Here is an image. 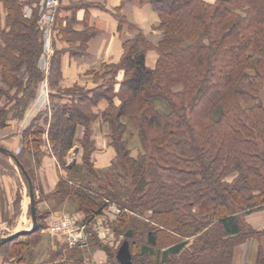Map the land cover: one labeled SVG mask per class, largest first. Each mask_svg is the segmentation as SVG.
Instances as JSON below:
<instances>
[{
	"label": "trees",
	"instance_id": "1",
	"mask_svg": "<svg viewBox=\"0 0 264 264\" xmlns=\"http://www.w3.org/2000/svg\"><path fill=\"white\" fill-rule=\"evenodd\" d=\"M132 1L157 13L158 44L138 30L123 43L118 63L103 65V74L92 73L96 82L102 80L97 87L50 94L49 108L23 132L20 157L28 151L38 156L52 143L68 175L55 195L59 203L68 199L77 205L90 246L96 241L94 219L116 203V232L133 233L126 237L132 264H235L236 247L252 235L243 217L264 210V0ZM0 2L5 9L0 15L1 130L11 119H22L46 76L36 1ZM59 13L54 39L72 56L85 54L96 30L77 31L74 14L64 19ZM118 20L121 31L126 20ZM150 50L158 53L153 69L146 64ZM62 55L57 50L48 64L51 89L63 78ZM102 101L106 108L96 111ZM97 120L109 128L110 146L125 173L129 190L123 197L111 171L106 180L95 174L91 124ZM78 127L84 128L82 161L68 164ZM134 137L141 143L138 157L129 149L127 138ZM89 177L98 180V191L89 186L93 182L83 183ZM39 203L36 199L38 221H45L49 215L41 217ZM49 225L39 223L38 231H49ZM137 237L143 245L135 255ZM27 248L9 242L0 246V255L4 262L17 257L20 263ZM117 251L113 264H120ZM256 264H264L263 249Z\"/></svg>",
	"mask_w": 264,
	"mask_h": 264
},
{
	"label": "rangeland",
	"instance_id": "2",
	"mask_svg": "<svg viewBox=\"0 0 264 264\" xmlns=\"http://www.w3.org/2000/svg\"><path fill=\"white\" fill-rule=\"evenodd\" d=\"M36 1V0H35ZM63 1V0H62ZM136 2V1H134ZM138 3V2H137ZM62 5V4H61ZM37 6V5H36ZM63 6V5H62ZM150 6V5H149ZM37 8V15H38V22L37 25L39 24V8ZM61 9V6H60ZM59 11L57 12H60ZM154 11V10H153ZM155 12V11H154ZM156 13V12H155ZM58 14V13H57ZM56 14V15H57ZM60 14V13H59ZM157 14V13H156ZM56 15H55V22L54 24L57 25L56 21ZM114 15L119 19L120 17H123L118 13V11H115ZM159 18V17H158ZM158 25L152 27V33H150L149 36H146L149 40L151 39H161L162 33L156 29ZM56 27H52L51 30V39H50V45L48 49L45 48L44 44V30H40V34L42 37V43H43V51H42V58L43 61L41 60V66H42V71H44V74L46 76L45 81L40 85V88L44 86L45 84L49 86V81L47 79V76L49 75L48 71V64H50L51 58L57 51L56 45L58 43L63 44L60 42L58 39H54L56 37ZM123 28V27H122ZM138 33V32H137ZM137 35V34H136ZM64 45V44H63ZM154 51L156 55L158 56V53L155 50H150L149 52ZM46 52V53H45ZM148 52V53H149ZM45 55V57H43ZM49 61V62H48ZM47 62V64H46ZM47 65V66H46ZM153 69V68H151ZM39 88L38 94L31 99L26 107V112L24 113L22 119L20 121H23L28 118L26 115L27 113L29 115V119H32V109L35 107V105H40V107L44 106V102L48 96L46 95V92L41 91ZM80 88V87H78ZM85 89V88H83ZM30 106V107H29ZM27 116V117H26ZM3 130V129H1ZM129 137V134H128ZM130 140L129 143V149L131 151L132 157H138L141 152V143L139 138L134 137V138H127ZM44 150V149H43ZM42 150V154L34 155L33 151H28L23 153L20 157V153L22 151L21 149H16L18 157L22 165L25 167L27 173L32 179L34 186V192H35V200L43 202L44 200L48 202L49 208L39 210L38 213L41 214V217L44 218L47 215L48 218L47 220H39L38 224L41 223V225H45L47 227L48 222L51 221V218L53 217L54 214L56 213H65V214H71V215H81L80 212L76 211L77 210V205L68 199H66L64 202L59 203L58 198L60 196H56L55 193L60 190V182L61 180H67L68 175L67 173L63 170L62 166L58 164L57 158L54 156L52 153V143H48L46 146L47 154ZM49 154V155H48ZM45 157H49L50 160L56 161L55 167H56V178H57V185L54 189V191L47 195V196H42L41 194L37 193V187L40 186L41 184V178H40V166L42 164V161ZM69 155L67 157V162H68ZM95 159H97V162L99 163H94V170L95 174L98 176V178H103L106 180L105 173L108 171H111L109 173L111 178H113L115 183V187L117 189V194H119L121 197L124 196L129 190L128 187V182L125 179L124 172L122 169H119V163L118 159L114 157L111 161H109L104 168L103 166L105 165V162L99 161L101 159L100 156H96ZM12 163L14 169L10 166L9 162L6 160L5 156L0 153V196L2 199V205L4 207L3 211V217H2V223H0V235H13L19 231L27 230L31 228L32 226V220H31V212H30V199H29V194H28V184L26 179L24 178L23 174L21 171L17 168L13 160L10 161ZM53 163V162H52ZM71 163V162H69ZM68 163V164H69ZM17 175H19V178H17ZM19 179V180H18ZM23 185L21 184V181ZM4 181H7V193H10L11 200L8 202L5 192V189H2V184L4 185ZM88 181L93 182V184H89V186L96 191H98V180L96 178H88L85 180L83 183L85 185H88ZM73 182L70 181L69 184L71 185ZM36 187V191H35ZM89 187V188H90ZM60 195V194H58ZM47 197L50 198V200H47ZM58 202V203H57ZM24 203V206H22ZM24 207V208H23ZM109 207H115L118 209L116 203H111ZM108 207V208H109ZM119 210V209H118ZM120 211V210H119ZM200 211V208H199ZM261 212H264V210L254 212L252 214H249L245 217H243V222L244 225L246 226L247 230L252 231V235H249L245 239H243L240 244L235 249V253L238 252L237 256V261L240 263L241 260L239 258L240 252L245 249V252L248 253L250 252V246L251 244H256V241L259 240L262 245L259 246V249H263L264 251V230L263 231H258L256 229V226L258 224V220L253 219L252 215H257ZM105 213V212H104ZM104 213L102 215H104ZM118 216L115 217H109L105 216L104 222L114 228L115 230V224H116V219ZM49 219V220H48ZM142 222H145V220H141ZM254 226V227H253ZM49 234H45V233ZM95 236V240L93 241V245H89L88 247H82V248H69L67 245V242L63 238H59L58 236H54L51 234L46 228L43 229L42 231H37L33 234L30 235H25V236H19L16 238L15 242H23L28 245V248L22 251V257L21 261H19L16 258H10L7 260V262H4L2 255H0V258H2V264H113V259L111 258V255L116 251V248L119 249L126 243L128 244L129 251H130V241L124 237V235L119 234L115 230V236L111 240L107 241H102L100 240L96 233L92 231ZM136 246L135 250L133 251V254H137L139 252L140 247L143 245V239L140 237H137L136 239ZM12 241V242H13ZM131 242V246H132ZM166 244V243H165ZM162 246L163 243H161ZM133 250V248H132ZM117 251V253H118ZM117 253H116V261H117ZM247 258V257H246ZM152 262L153 260L150 259ZM235 263V262H234ZM237 264V263H235ZM241 264V263H240ZM245 264H248L247 261H245ZM256 264V263H255Z\"/></svg>",
	"mask_w": 264,
	"mask_h": 264
},
{
	"label": "crops",
	"instance_id": "3",
	"mask_svg": "<svg viewBox=\"0 0 264 264\" xmlns=\"http://www.w3.org/2000/svg\"><path fill=\"white\" fill-rule=\"evenodd\" d=\"M62 5L60 9V17L65 19V17L73 13L76 18L74 29L77 31H84L86 28H93L97 32L96 36L90 40L88 43L87 52L83 55L72 56L67 51L65 44L63 45L58 43L56 45L57 50L63 51L61 59L63 78L59 87L56 89H51L47 84L42 86L40 90L46 92L48 98H46L43 107H40V105H35V107L31 108L32 119H29L30 114L27 113V119L23 121L11 119L9 126L3 130H0V147L5 148L12 153H17L16 149H21L23 144L22 135L30 122L38 114L49 108L50 94L58 95L75 87L85 89H93L97 87L102 83V80L100 79L98 82H96L92 73L99 71L101 74H103V65L118 63L123 54V43L127 40L133 39L136 36L138 30H141L146 36H149L150 33H152V27L159 24L158 15L149 5H141L140 3L134 2L132 0H63ZM115 11H118V13L126 20V24L123 26L121 31L119 30V20L114 15ZM0 15H5V9L1 2ZM131 26H134L135 28H131ZM150 41L156 46L160 40L150 38ZM157 58L158 56L154 51L149 52L146 59L147 66L149 68H154ZM121 78L122 73L118 75V80ZM106 106L107 103L102 101L96 108V111H102L106 108ZM91 130L93 132L95 144V152L92 155V161H94V163H99L95 157L100 156L101 159H99V161L104 160L103 162H105V165L103 166L104 168L107 164H109V161L116 157L114 149L110 146V130L107 125L103 124L100 120H97L91 124ZM83 136L84 128L78 127L75 136L76 145L69 153L68 163H80L82 161L83 150L79 144V141L83 138ZM43 151L46 152V154L48 153L46 148ZM5 158L9 162L10 166L14 169L12 163H10L12 159L7 156H5ZM55 163L56 161H51L49 157H45L40 166L41 184L40 186L36 187L37 193L41 194L43 197L51 194L58 183L55 176ZM17 178H19V175H17ZM6 184L7 181H4V185L2 184L1 186L2 189H5L4 192L6 198L8 199L7 201L9 202L11 200V196L10 193H7L6 191ZM21 184L23 185L22 181ZM22 204V206H24V203ZM3 205L0 196V223L3 221ZM46 208H49L47 201L44 200L43 202L39 203V210ZM252 216L253 219L257 218L256 220H258L256 229L258 231H263L264 212ZM45 234L49 233L46 232ZM260 245L262 244L259 242V240L256 241V244H251L248 255L245 252V249L242 250L239 256L241 260L240 263L245 264V261H247L248 264H255ZM237 256L238 252L235 253L234 262L240 264L237 261ZM2 262V258H0V264H2Z\"/></svg>",
	"mask_w": 264,
	"mask_h": 264
},
{
	"label": "built area",
	"instance_id": "4",
	"mask_svg": "<svg viewBox=\"0 0 264 264\" xmlns=\"http://www.w3.org/2000/svg\"><path fill=\"white\" fill-rule=\"evenodd\" d=\"M62 0H36L39 11V29L44 30L45 48L48 49L51 39V30L55 26V15L58 13ZM36 6V7H37ZM25 16L30 18L32 10L26 7ZM46 53V52H45ZM45 57V55H43ZM44 59V58H43ZM43 59H41L43 61ZM30 107V106H29ZM120 211L115 207H109L104 215L98 216L91 224V229L102 241L111 240L115 236V230L104 222L105 216L115 217ZM83 216L58 213L53 215L49 225V232L54 236L63 238L69 248H82L90 245V234L87 225L82 222Z\"/></svg>",
	"mask_w": 264,
	"mask_h": 264
},
{
	"label": "water",
	"instance_id": "5",
	"mask_svg": "<svg viewBox=\"0 0 264 264\" xmlns=\"http://www.w3.org/2000/svg\"><path fill=\"white\" fill-rule=\"evenodd\" d=\"M0 153L13 160V162L15 163L17 168L21 171V173L23 174L24 178L27 181L28 194H29V199H30L31 220H32V226H31V228H29L27 230L19 231L13 235H0V246H2V245H5L9 242H12L13 240L18 238L19 236L30 235V234L37 232L39 229V224H38V217H37V205H36V200H35L34 184L32 182L31 177L27 173L25 167L20 162L17 153H12L3 147H0ZM126 237L127 238L133 237L132 231H129L126 234ZM117 261L120 264H132V259H131V254L129 251L128 244L125 243L119 249V251L117 253Z\"/></svg>",
	"mask_w": 264,
	"mask_h": 264
}]
</instances>
